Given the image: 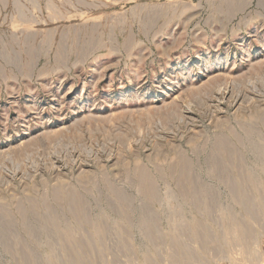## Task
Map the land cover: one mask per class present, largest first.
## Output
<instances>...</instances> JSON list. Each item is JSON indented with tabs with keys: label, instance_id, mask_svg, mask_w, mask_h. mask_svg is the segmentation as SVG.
<instances>
[{
	"label": "rangeland",
	"instance_id": "obj_1",
	"mask_svg": "<svg viewBox=\"0 0 264 264\" xmlns=\"http://www.w3.org/2000/svg\"><path fill=\"white\" fill-rule=\"evenodd\" d=\"M0 264H264V0H0Z\"/></svg>",
	"mask_w": 264,
	"mask_h": 264
}]
</instances>
